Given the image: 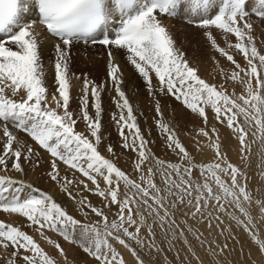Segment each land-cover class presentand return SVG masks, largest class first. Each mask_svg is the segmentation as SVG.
<instances>
[{
    "label": "snow or ice",
    "instance_id": "obj_1",
    "mask_svg": "<svg viewBox=\"0 0 264 264\" xmlns=\"http://www.w3.org/2000/svg\"><path fill=\"white\" fill-rule=\"evenodd\" d=\"M35 5L38 17L26 20L30 0H0V210L17 214L54 252L17 226L19 221H0L5 253L0 264H69L65 249L48 232L78 246L93 264H128L121 248L133 264H264V199L255 200L257 221L249 191L252 144L264 147V53L248 21L250 14L264 18V0L251 13L247 0H35ZM182 5L188 23L203 29L210 47L230 62L229 70L219 69L222 82L201 78L164 23ZM37 24L46 32L37 31ZM213 30L235 43L225 40L221 47ZM49 36L55 38L54 92L42 61L41 41ZM78 42L110 47L107 78L119 110L111 118L120 146L134 154L131 171L118 165L114 146H107L109 157L99 151L107 83L84 76L78 108H70L75 74L69 50ZM112 49L124 52L153 98L171 96L202 120L197 135L207 144H196L200 153L204 147L214 150L210 162L197 160L159 118L155 126L165 157L156 155L122 90V69ZM155 111L162 115L158 100ZM79 121L85 131L77 130ZM218 125L230 130L227 137ZM18 132L31 143L21 141ZM231 138L238 141L243 166L227 156L224 141ZM38 150L49 156L48 179L79 206L83 219L50 192L9 174L24 173V162L31 163ZM259 155L264 164V151ZM83 193L95 195L100 206Z\"/></svg>",
    "mask_w": 264,
    "mask_h": 264
},
{
    "label": "rangeland",
    "instance_id": "obj_2",
    "mask_svg": "<svg viewBox=\"0 0 264 264\" xmlns=\"http://www.w3.org/2000/svg\"><path fill=\"white\" fill-rule=\"evenodd\" d=\"M247 6L250 13L252 12L253 9L259 7L256 4L254 5V7H251L249 5ZM181 12L182 11L179 9L178 14L176 16L169 17V19H164V23L165 24L170 23L173 19L177 20ZM186 21H188V18L186 19ZM248 21L253 25L252 34L255 38V43L259 50L260 46H262V48L264 47V18H260L254 14H250V16L248 17ZM182 25L185 28L192 29L193 34L195 33L194 35L198 36L197 39L200 37V35L201 37L203 36L201 42L206 37L204 34H200V32H202L201 30L203 29L191 25L188 22ZM168 26L170 25L168 24ZM213 31H214L213 33L216 34V38L218 39L217 40L218 44H220L221 47H226L225 40H230L233 44L235 43V39L233 37L230 36L221 37L218 34V30H213ZM186 45H188V41L183 43L184 47H188ZM202 48H203L202 54L198 56H194L192 51H191L192 54L190 53V51H187L186 52L187 58L192 62V66L199 68L198 74L201 76V78L209 82H216V83L222 82L223 76L220 73L219 69L223 68L224 70H229L230 62H228L226 58L221 57L218 52L212 49L210 47V43L206 44ZM112 50L114 51V59H116L115 62H117V64H119L122 69V74H123V84L121 85L122 90L126 92V95L128 96L130 103L133 106L134 114L137 117V122L142 132L146 136H148L149 139L152 140V144H151L152 150L156 153L157 156H160L161 158L165 157V152L163 148V137L158 135L159 128L155 126L157 119L159 118L166 123H170L173 129L177 132L182 143L185 144L190 151L191 147L189 142H194V137L197 135L199 128L204 126L202 120L195 114H191L189 111H187L184 107H182V105L179 102H177L171 96H165L163 94H160L158 97L153 98L145 88L142 78L138 76V74L134 71L133 67L127 62L124 52L115 51L114 49ZM109 51H110L109 46L92 44L90 42L88 44H84L83 42H78L72 45L71 49L69 50V69L71 73L75 74V77H80V79H76L75 77L72 79L71 94L73 99L70 102V108L73 111H76L78 108V99H79L78 94L80 93V88L82 87V79L84 76L98 83H102V84L105 82L107 83L109 90L102 93V106H103L102 118H101L102 140L99 145V151L106 157H109L110 154L106 150L107 146L108 145L114 146L117 156L119 157L118 165L123 170L131 171L134 165L130 163V158H133L134 154L132 152H126L120 146L121 138L119 137L118 134L119 129L111 118L112 115L114 113H118L119 110L115 107L116 93L114 92V90H112V83L107 78V64L109 60L108 57ZM230 52L233 55L236 53L238 54V52H236L234 48L230 49ZM191 56L193 57V59L191 58ZM54 60H55V53H51L50 55L45 56V58L42 60L43 64L47 69L48 79L49 78L51 79V77L54 79ZM240 63L243 64L244 62H240ZM53 79L50 81L48 80V84H49L48 86L50 87L49 88L50 92L55 91ZM153 83H155V79L153 80ZM236 91L239 94V89H237ZM157 100L160 103L162 115H158V113L155 111V105ZM92 111L94 112V109ZM76 127L77 130H79V127H83V131H85L86 129V125L83 121H79ZM218 127L220 126L218 125ZM149 129H151L150 133H149ZM17 134L21 135V136L19 135L21 141H22V137L26 136L22 132H18ZM28 140L29 138L27 137L26 141ZM252 145H253L252 149L254 148L252 150L254 156L253 158H250L253 162L251 166L254 167L256 171L252 173L254 174L255 183H257L256 185L258 186L257 196H253L254 204L252 207L259 219V207L258 205H255V200L264 199V164L261 163L262 158L259 155L261 151H264V147H262L258 141L256 143H253ZM254 146L256 147V149ZM256 150L257 151L260 150V151L257 152ZM42 152H43L42 150L40 151L38 150V156H36L35 159L34 158L32 159L35 161L28 163V165L30 166L27 165V161L24 162L25 172L28 171L27 169L30 168L29 169L30 171L35 172V175L39 179L41 188H43V190L46 189L45 191H47L48 187H50V188H55L56 189L55 192H57V186L54 185L48 179L47 176V172L49 170V164H48L49 156L46 152L43 153ZM64 173H65V169L63 166H61V175L63 176ZM76 175L77 178L83 179V177H80L78 173ZM83 194L88 195L89 199L91 198L90 199L91 201L93 202L95 201L96 206H100V200L96 196H93L90 193H83ZM55 198L57 199L58 202L62 204L64 202L63 205L66 206L69 212L71 210L70 214H72L74 217H76L77 219L83 218L79 210V206H77L78 208H76V204L74 203V201L67 198L65 194H63L62 192H57ZM65 199L70 201H66ZM66 202L69 203L70 205L67 204ZM71 204L74 206L72 207ZM72 209L74 211L76 210L77 213L73 212ZM79 214L82 218L79 217ZM89 218L94 219V217H92L91 215ZM0 221L6 223H16L17 221H19L17 226L21 225L24 231L30 230L31 232L29 233H31L34 236V238H36L38 242H40L41 245L45 247L47 251L54 252V249L51 246H49L45 241H43L37 233L29 229L28 227H27L28 229L27 228L25 229L26 225L17 214L5 213L2 210H0ZM47 235L51 236L53 240L59 241V243L62 245V247L65 249L67 253V256L69 258V264H71L72 260H75L77 264H83V262L85 261H87V264H93L91 260H88L85 257V255L78 246H74L73 244L66 242L58 234L48 232ZM120 250L125 255L124 249L121 248ZM4 259H5V253L3 248L0 247V261H3Z\"/></svg>",
    "mask_w": 264,
    "mask_h": 264
},
{
    "label": "bare ground",
    "instance_id": "obj_3",
    "mask_svg": "<svg viewBox=\"0 0 264 264\" xmlns=\"http://www.w3.org/2000/svg\"><path fill=\"white\" fill-rule=\"evenodd\" d=\"M253 2H247V5L249 6H254L255 4L258 5V0H252ZM217 3H220V0H217ZM254 3V4H253ZM259 6V5H258ZM248 7V6H247ZM187 6L186 5H182L180 10L182 11L180 13V16L177 20H172L170 23H167L166 25L168 26V24L170 26H168V29L170 31V33L173 35L175 41H176V46L179 47L180 49H182L185 53L187 51H191L193 52V55L194 56H198L200 54H202V47H204L206 44H209L210 41H208L206 39V37L204 38V40L201 42V40L203 39V36L200 37L197 39V35H194L193 34V30L192 29H188V28H185L182 24L188 22L186 21V19L189 17V13L187 12ZM215 11V10H213ZM36 12H37V9H36V5H35V2H30V10L27 14H25V19L28 20V19H35L37 18L36 16ZM189 19V18H188ZM183 21V22H182ZM36 30L37 31H44L43 27L40 26L39 24H37L36 26ZM202 32H200V34H204V30H201ZM214 32V31H213ZM197 34V33H196ZM214 34V33H213ZM199 35V33H198ZM205 35V34H204ZM214 37H216V34H214ZM231 37V36H230ZM54 39H52L51 37L48 38V41L47 42H44V41H41V44H42V60L45 58V56L47 55H50L51 53H55L54 52V48H53V45H52V41ZM218 40V39H217ZM186 41H188V47H184L183 46V43H185ZM75 44V43H74ZM181 44V45H180ZM260 44V43H259ZM261 45V44H260ZM181 46V47H180ZM207 48V47H206ZM264 48V47H263ZM262 46H260L259 50L264 53V50H263ZM210 50V49H209ZM189 54V53H188ZM192 54V53H191ZM190 55V54H189ZM237 55V56H236ZM191 58L193 59V57L191 56ZM234 58L238 61V62H244V60L242 59V56L238 53L234 54ZM116 60V59H115ZM45 63V62H44ZM117 63V62H116ZM48 79V78H47ZM53 78L51 77V79L49 78L48 80H52ZM48 80H47V83H48ZM54 80V79H53ZM52 84V83H51ZM49 85V84H48ZM50 88V87H49ZM219 130L222 134L223 137H227L228 136V133H229V129L226 128V126H220L219 127ZM79 131H83V127H79ZM20 135V134H19ZM18 135V136H19ZM21 136V135H20ZM19 136V138H20ZM26 136H23L22 137V141H26ZM21 139V138H20ZM199 140L201 142L202 145H205L207 144V139L206 138H202V137H199L198 135H196L194 137V142H189L190 144V147H191V152L193 153V155L196 157L197 160H204V161H208L210 162L211 161V158L213 157L214 155V150L213 149H210V148H207V147H204L203 149V152L200 153L197 149V144H196V141ZM28 142L29 144L31 143L30 140L26 141ZM224 145H228L229 146V150L227 152V156L230 158V160L234 163H237L238 165H241L243 166V161L241 160V157L239 155V144H238V141L235 140V138H231L230 140H225L224 141ZM253 146V145H252ZM223 147V145H222ZM255 147V146H254ZM254 149V148H253ZM251 148V155H250V158H253V150ZM256 149V147H255ZM40 151V150H39ZM257 151V150H256ZM260 151V150H258ZM257 151V152H258ZM43 153V152H42ZM174 155V154H173ZM36 156H34L33 158L35 159ZM40 158V157H39ZM32 161H35V160H32ZM29 162H27V165H28ZM30 166V165H28ZM34 166V165H33ZM30 169V168H29ZM29 169H27L28 171L24 172V173H16V172H10L9 174L12 175L13 177L15 178H23L26 182H29V183H32L34 186L40 188V189H43L41 188V184H40V181L39 179L37 178V176L35 175V172L33 171H30ZM36 169V168H35ZM256 172V171H255ZM40 176V175H39ZM38 176V177H39ZM42 178V177H41ZM257 180V179H256ZM44 182V181H43ZM257 183H255V180H254V174L253 173H250L249 175V191L251 192V194L253 196H257V189H258V186L256 185ZM257 186V187H256ZM44 187V186H43ZM58 187V186H57ZM46 190V189H45ZM55 188H50L48 187L47 191L50 192L52 195H54L56 197L57 195V192H55ZM63 196V195H62ZM95 196V195H93ZM92 197V196H91ZM68 198V197H67ZM91 199V198H90ZM94 199V198H93ZM66 200V199H65ZM66 201H70V200H66ZM93 202V201H91ZM67 203V202H66ZM72 203V202H71ZM75 203V202H74ZM73 203V204H74ZM94 205H95V201L93 202ZM64 204V202H63ZM69 204V203H67ZM70 205V204H69ZM75 205V204H74ZM74 205L71 204V206L73 207ZM78 205H76V208ZM70 207V206H69ZM73 210V209H72ZM78 211V210H77ZM71 212V210H70ZM73 212L77 213L76 210ZM80 213V212H79ZM78 215V214H77ZM253 215L254 217L256 218L257 221H259L256 213L254 212L253 210ZM79 217L80 214H79ZM83 217V216H82ZM81 217V218H82ZM83 219V218H82ZM91 219V218H89ZM21 221V220H20ZM23 225V223H22ZM21 226V225H20ZM25 226V225H24ZM23 226V227H24ZM27 228V226L25 227V229ZM28 229V228H27ZM28 232H31L30 230H26ZM203 231V229H202ZM158 234H159V230H157ZM34 233V232H33ZM31 234V233H30ZM159 238V236H158ZM213 237L212 236H209L208 239H212ZM220 240L223 241V237H220ZM230 244H231V240L228 241ZM125 251V256L128 260V264H133V258L127 253L126 250ZM245 251H247V249H245ZM255 250L253 249V252ZM201 254L203 255V251L201 250ZM183 255V253H182ZM235 255V253H233V256ZM244 257L241 256V259H243Z\"/></svg>",
    "mask_w": 264,
    "mask_h": 264
}]
</instances>
